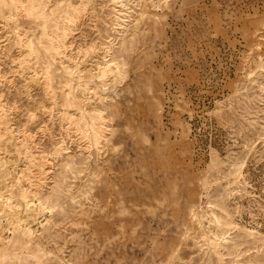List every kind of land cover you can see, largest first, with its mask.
<instances>
[{"label": "rangeland", "instance_id": "1", "mask_svg": "<svg viewBox=\"0 0 264 264\" xmlns=\"http://www.w3.org/2000/svg\"><path fill=\"white\" fill-rule=\"evenodd\" d=\"M0 264H264V0H0Z\"/></svg>", "mask_w": 264, "mask_h": 264}]
</instances>
